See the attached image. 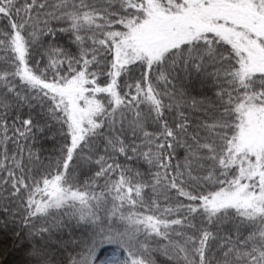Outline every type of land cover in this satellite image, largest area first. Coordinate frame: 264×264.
Segmentation results:
<instances>
[{
    "label": "snow or ice",
    "instance_id": "1",
    "mask_svg": "<svg viewBox=\"0 0 264 264\" xmlns=\"http://www.w3.org/2000/svg\"><path fill=\"white\" fill-rule=\"evenodd\" d=\"M0 264H264V0H0Z\"/></svg>",
    "mask_w": 264,
    "mask_h": 264
},
{
    "label": "trees",
    "instance_id": "2",
    "mask_svg": "<svg viewBox=\"0 0 264 264\" xmlns=\"http://www.w3.org/2000/svg\"><path fill=\"white\" fill-rule=\"evenodd\" d=\"M108 250H109V249H102V250H101V252H100V256H101V258H103V256H104V252H105V251H108Z\"/></svg>",
    "mask_w": 264,
    "mask_h": 264
}]
</instances>
